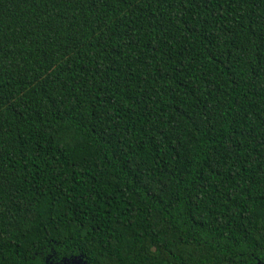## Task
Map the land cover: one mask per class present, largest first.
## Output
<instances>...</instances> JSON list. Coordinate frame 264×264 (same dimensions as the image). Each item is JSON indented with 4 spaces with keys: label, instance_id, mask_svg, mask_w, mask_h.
Here are the masks:
<instances>
[{
    "label": "trees",
    "instance_id": "1",
    "mask_svg": "<svg viewBox=\"0 0 264 264\" xmlns=\"http://www.w3.org/2000/svg\"><path fill=\"white\" fill-rule=\"evenodd\" d=\"M264 264V0H0V264Z\"/></svg>",
    "mask_w": 264,
    "mask_h": 264
},
{
    "label": "water",
    "instance_id": "2",
    "mask_svg": "<svg viewBox=\"0 0 264 264\" xmlns=\"http://www.w3.org/2000/svg\"><path fill=\"white\" fill-rule=\"evenodd\" d=\"M78 259V260H77ZM66 264H87L85 261L82 260V258H75V260H66Z\"/></svg>",
    "mask_w": 264,
    "mask_h": 264
},
{
    "label": "rangeland",
    "instance_id": "3",
    "mask_svg": "<svg viewBox=\"0 0 264 264\" xmlns=\"http://www.w3.org/2000/svg\"><path fill=\"white\" fill-rule=\"evenodd\" d=\"M78 260V259H77Z\"/></svg>",
    "mask_w": 264,
    "mask_h": 264
}]
</instances>
